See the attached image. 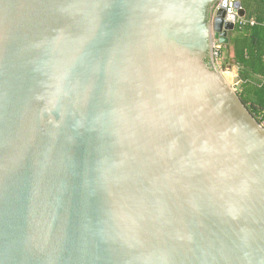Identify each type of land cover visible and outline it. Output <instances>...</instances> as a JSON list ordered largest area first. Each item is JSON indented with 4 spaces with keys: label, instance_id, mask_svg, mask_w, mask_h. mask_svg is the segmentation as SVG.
I'll list each match as a JSON object with an SVG mask.
<instances>
[{
    "label": "water",
    "instance_id": "95a60500",
    "mask_svg": "<svg viewBox=\"0 0 264 264\" xmlns=\"http://www.w3.org/2000/svg\"><path fill=\"white\" fill-rule=\"evenodd\" d=\"M216 1L0 0V264H264Z\"/></svg>",
    "mask_w": 264,
    "mask_h": 264
},
{
    "label": "trees",
    "instance_id": "16d2710c",
    "mask_svg": "<svg viewBox=\"0 0 264 264\" xmlns=\"http://www.w3.org/2000/svg\"><path fill=\"white\" fill-rule=\"evenodd\" d=\"M246 18L259 24L237 25L230 32V43L223 45L219 66L226 69L233 58L238 65L241 100L259 122L264 119V0H240Z\"/></svg>",
    "mask_w": 264,
    "mask_h": 264
},
{
    "label": "built area",
    "instance_id": "2783aa9c",
    "mask_svg": "<svg viewBox=\"0 0 264 264\" xmlns=\"http://www.w3.org/2000/svg\"><path fill=\"white\" fill-rule=\"evenodd\" d=\"M237 1L238 0H217L211 12V20H213L218 15V12L221 9H224L225 10V22L228 21L227 18L229 15L231 14L235 15L236 17L234 21L235 27L237 25H241V26L245 25L246 23H249L251 25L259 24V22L256 21V19H251V20L247 19L246 14L243 16L240 15L241 8H238L236 6ZM260 24L264 26V20ZM222 48H223V44H221L218 40L214 39L212 43V55H213L214 62L216 63V65L218 66L220 70L221 68L219 66V58L221 57V54H222ZM260 123L264 127V119Z\"/></svg>",
    "mask_w": 264,
    "mask_h": 264
},
{
    "label": "crops",
    "instance_id": "0c3cea01",
    "mask_svg": "<svg viewBox=\"0 0 264 264\" xmlns=\"http://www.w3.org/2000/svg\"><path fill=\"white\" fill-rule=\"evenodd\" d=\"M243 7V6H242ZM246 11V10H245ZM231 32V31H230ZM229 32V34H230ZM227 71H222V73H229L227 81L229 80V83L231 84V81H234L235 85L234 88L237 89L240 84V80L238 79V65L235 63V60L232 58L230 60V64L226 68Z\"/></svg>",
    "mask_w": 264,
    "mask_h": 264
},
{
    "label": "rangeland",
    "instance_id": "374dc122",
    "mask_svg": "<svg viewBox=\"0 0 264 264\" xmlns=\"http://www.w3.org/2000/svg\"><path fill=\"white\" fill-rule=\"evenodd\" d=\"M222 71H227V69H221ZM228 75H229V73H223V76L226 78V80L227 79H229V77H228ZM228 82H229V80H228ZM231 85L234 87V85H235V83H234V81H231Z\"/></svg>",
    "mask_w": 264,
    "mask_h": 264
}]
</instances>
